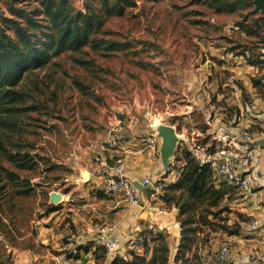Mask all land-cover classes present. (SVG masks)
Listing matches in <instances>:
<instances>
[{
    "label": "rangeland",
    "instance_id": "rangeland-1",
    "mask_svg": "<svg viewBox=\"0 0 264 264\" xmlns=\"http://www.w3.org/2000/svg\"><path fill=\"white\" fill-rule=\"evenodd\" d=\"M209 1L136 0L123 15L107 17L98 32L129 40L128 48L64 52L23 77L20 86L30 109L15 117L12 130H0L8 151L28 152L37 163L20 169L0 154V264H21L26 256L34 257L33 264H59L46 257L74 249L79 232L86 230L85 221H78L85 209L76 210L65 197L85 202L79 195L90 179L84 182L81 173H97L100 160H109L105 130L117 119L137 133L169 124L183 143L208 149L216 140L219 113L229 122L234 119V125L240 103L253 130L260 129L261 120L251 114L264 113V61L250 64L247 59L264 53L258 20L263 14L254 4L216 11ZM73 4L81 7L82 0ZM1 11L5 13L3 0ZM240 23L256 34H247ZM21 181L31 187L27 194L19 193ZM53 191L62 194L61 200H50ZM224 198L211 209L227 210L209 215V223H196L191 248L177 264H241L245 254V264H252L254 252L244 248L250 247L252 234ZM164 233L172 260L177 244ZM143 234L138 253L149 256L155 232ZM224 243L230 253L221 262L218 250ZM121 248L132 250L127 243Z\"/></svg>",
    "mask_w": 264,
    "mask_h": 264
},
{
    "label": "trees",
    "instance_id": "trees-1",
    "mask_svg": "<svg viewBox=\"0 0 264 264\" xmlns=\"http://www.w3.org/2000/svg\"><path fill=\"white\" fill-rule=\"evenodd\" d=\"M3 4L5 13L0 12V129L12 130L15 117L30 109L25 105L27 93L20 86L26 74L45 67L64 52H79L85 47L114 52L131 45L129 40L102 37L98 32L107 17L123 15L136 5V0H82L81 7H76L73 0H3ZM209 5L216 11H234L253 6V0H210ZM258 20L264 33V16L260 15ZM238 25L247 34H256L245 25ZM261 55L264 53L247 61L250 64L263 62ZM249 129L253 130V126ZM4 134L0 130V154L17 168H33L37 159L28 152L8 151L2 139ZM215 149L216 142L212 141L208 151ZM174 160L182 163L177 167V178L165 183L159 195L168 207L174 206L178 211L180 236L172 260L168 235L161 230L152 237L154 245L149 256L131 250L124 256L114 255L107 264H171V261L177 264L191 248L194 233L199 229L196 223H209V215L217 217L227 208L211 209L236 191V185L223 180L216 182L211 166L200 163L187 148L178 147ZM14 176L11 179L17 181ZM20 184L19 193L27 194L31 187L22 181ZM0 229L3 231L1 225ZM92 253L96 260L103 259L106 250L95 246Z\"/></svg>",
    "mask_w": 264,
    "mask_h": 264
},
{
    "label": "crops",
    "instance_id": "crops-1",
    "mask_svg": "<svg viewBox=\"0 0 264 264\" xmlns=\"http://www.w3.org/2000/svg\"><path fill=\"white\" fill-rule=\"evenodd\" d=\"M237 101L239 102V100ZM238 106L239 114H237V121L234 125L232 123L234 119L229 122L227 115L219 113V118L215 122L218 128L217 135H215L216 140L214 139L216 147L221 144L220 137L223 136L219 133H224L229 138L250 124L252 118H248L240 103ZM263 115L262 112L251 114L253 119L257 118V121L261 120ZM150 133L152 132L148 134ZM140 134L141 132L128 130L126 136L120 141L118 148L110 147L108 151H105V155L109 158L107 163L112 164L115 157L123 155L125 171L130 178L137 181L143 177H151L156 179V186L141 188L139 190V204L131 205L124 201L119 193L106 194L98 190L96 185H93L97 181L96 173L90 172V181L83 187V194L79 195L85 198V202L79 201L76 203L74 196L65 197V202L75 203L74 207H78V209L75 208L76 210L85 209L84 219L78 216V221H85L84 228L86 230L82 229L79 232L77 243L74 245V249L69 250V255L55 254L46 257L47 260L55 259L59 264H107L114 255H127L128 252L125 253L124 248H121L124 243H127L129 248L138 252L143 241L139 233H144L143 236H145V233L150 231L163 230L168 232L173 240V245L177 244L180 236L179 223L176 220L177 208L174 206L168 207L159 195L162 193V187L165 183L174 181L178 174L177 167H180L182 163L174 161L173 158L169 170H163L159 156L151 157L149 155L148 143L141 140ZM159 142L158 139L156 142L157 148H159ZM252 147L255 149L252 169L257 172L252 191L244 193L236 189L229 196H225L224 199L231 209H236L238 215L245 218L243 220L245 221L243 222L244 228L252 234L250 247L244 245L246 251L254 252V259L251 263L264 264V131L256 135ZM174 164H176L175 168L172 167ZM160 188L161 191H159ZM94 219H97L96 222ZM253 221L257 222L255 228L251 227ZM103 223H110L114 226V233L121 239V242L119 249L114 254L106 252L103 259L96 260L92 253L94 248L90 245V241L97 227ZM85 247H87V251ZM71 251L75 252L77 256H74L75 254H72ZM245 256L246 254L239 260L241 264L249 262L248 257ZM33 258L32 256L28 258L26 256L21 259V264H33ZM41 264H45V261Z\"/></svg>",
    "mask_w": 264,
    "mask_h": 264
},
{
    "label": "built area",
    "instance_id": "built-area-1",
    "mask_svg": "<svg viewBox=\"0 0 264 264\" xmlns=\"http://www.w3.org/2000/svg\"><path fill=\"white\" fill-rule=\"evenodd\" d=\"M250 124L229 138H226V135L223 134L220 137L221 144L214 151H208L206 147L199 143H183V139H180L178 146L187 148L200 163L209 164L216 182L227 181L236 185L240 191L248 193L252 191L257 176V172L252 169L255 158V149L252 147V143L256 135L264 131V120L261 119L259 130H250ZM127 132L128 130L124 127L123 122L117 119L113 125L108 126L105 130L106 142L110 147L118 148L120 141L126 136ZM140 135L141 140L148 143L149 155L151 157L159 156L156 147L159 138L156 133H141ZM95 177L98 190L106 194L119 193L124 201L131 205L139 204V189L135 183H138L143 189L156 186V179L151 177H143L137 181L130 178L125 171L123 155L115 157L112 164H108L104 158L101 159ZM159 191H161V188ZM256 225V221L251 223L252 228H255ZM90 242L93 248L102 246L107 253L114 254L119 249L121 239L115 235L112 224L103 223L97 227ZM229 253L228 244H222L218 250L219 260L226 262Z\"/></svg>",
    "mask_w": 264,
    "mask_h": 264
},
{
    "label": "water",
    "instance_id": "water-1",
    "mask_svg": "<svg viewBox=\"0 0 264 264\" xmlns=\"http://www.w3.org/2000/svg\"><path fill=\"white\" fill-rule=\"evenodd\" d=\"M253 4L254 7L264 15V0H253ZM155 133L160 140L158 151L161 168L163 170H167L174 158L180 138L178 137L175 128L172 125L165 123H159L155 127ZM81 177L83 178L84 182H88L90 179V172L88 170H83ZM135 185L139 190L141 189L138 183H135ZM57 195L62 194L55 191L51 192L49 195L50 200L56 202Z\"/></svg>",
    "mask_w": 264,
    "mask_h": 264
},
{
    "label": "bare ground",
    "instance_id": "bare-ground-1",
    "mask_svg": "<svg viewBox=\"0 0 264 264\" xmlns=\"http://www.w3.org/2000/svg\"><path fill=\"white\" fill-rule=\"evenodd\" d=\"M57 200L61 199L62 198V195H57Z\"/></svg>",
    "mask_w": 264,
    "mask_h": 264
}]
</instances>
